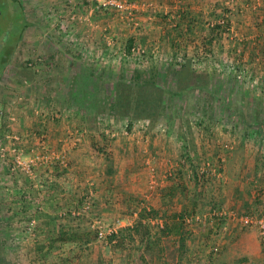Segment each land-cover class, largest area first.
<instances>
[{
    "label": "crops",
    "instance_id": "crops-1",
    "mask_svg": "<svg viewBox=\"0 0 264 264\" xmlns=\"http://www.w3.org/2000/svg\"><path fill=\"white\" fill-rule=\"evenodd\" d=\"M38 1L45 4L44 13L55 23L53 31L44 34L51 38V33L57 34L58 41L65 37L70 51L80 54L87 66L100 67L99 72L109 70L115 75L123 66L126 69L121 53L133 40L153 61L160 60L163 52L185 57L202 49L215 56L231 53V59L263 79L264 0H118L126 3L129 10L125 11L103 6L106 0ZM223 17L227 31L219 23ZM61 45L66 44L60 41L52 47L61 53L55 57V66L68 59ZM204 77L199 75L200 87L208 83ZM187 79L174 81L183 85ZM96 83L101 85L102 80ZM33 91L29 85L9 102L6 120L21 138L23 153L43 159V163L32 180L18 179L23 184L14 182L4 191L15 195L10 208L20 219L15 222L18 227L28 223L25 217L34 216L41 235L34 244L24 241L7 264H113L115 258L116 264H125L123 260L130 255L144 253L142 240L146 239L153 253L149 264H264L257 230L242 219L259 209L254 204L258 194L253 188L255 176L264 184V168L242 139L228 132L230 149H223L216 143L220 135L221 139L228 135L208 128L197 142L190 126L187 132L181 126L171 134V123L161 117L165 124L160 129V118L146 132L135 125L129 131L125 125L126 135L108 149L99 119L108 116L127 123L117 110L98 113L97 107L91 118L81 109L56 100L53 104L57 109L49 112L47 105H33ZM14 119L15 123L11 122ZM178 133L184 138L189 135L194 152L214 165L215 172L202 184L185 165L178 178L167 176L182 152L176 142ZM100 148L105 153L98 151ZM60 156L66 159L65 167L58 163ZM88 191L93 193L88 215L77 218L63 213L78 207ZM143 209L150 212L146 218L138 216ZM221 211L225 214L217 215ZM152 218L164 222L165 232L156 229ZM94 220L123 229L139 226L140 234L135 233L132 241L125 238L122 245H111L96 239ZM144 224L149 232L140 238Z\"/></svg>",
    "mask_w": 264,
    "mask_h": 264
},
{
    "label": "rangeland",
    "instance_id": "rangeland-1",
    "mask_svg": "<svg viewBox=\"0 0 264 264\" xmlns=\"http://www.w3.org/2000/svg\"><path fill=\"white\" fill-rule=\"evenodd\" d=\"M18 2L19 4H17L16 1L12 4L10 10L11 12H7L3 8V14H7L8 19L7 21L5 19V22L3 21V23L0 25L1 28L6 27V23L11 20L9 28L10 36L13 38H16L22 30L21 39L16 45L15 50L5 62L0 63V141L4 140L3 138L7 133L10 131H15L11 128L12 123H7L6 115L10 111L9 102L14 101L15 97L21 94L25 87L31 85L32 90H34L33 92H36L34 96L35 104H33L35 107H43L47 105L45 102L49 100L46 108L51 110L54 108L53 103H55L56 100L63 101L67 104L65 99H67L68 95L70 96L71 93L76 92L80 95L83 94L86 96V98L90 97L92 94L90 82L92 78L88 77V72L86 70L87 66L84 65L83 67L80 65L82 62H75L74 67H70V69L65 70L67 74L65 78L66 82L60 78L59 72L61 70L59 71L58 67L53 63L55 60L57 62L55 57L61 55V53L53 51L52 47H54L56 42L61 41L63 46L66 44L64 47L69 49V43L65 37H61V39L58 41L55 37V35L59 37L57 34L54 35V33H51L52 38L50 35L48 36L44 34L45 32H52L55 24L48 13H44V10L46 11V9H44L46 8L44 7L45 4L39 2L38 0H18ZM64 47L61 45V48L65 51ZM144 51L146 52L147 50ZM163 54L164 52L162 53V58L164 56L170 58V56ZM181 54L182 53H180L179 56L184 58L183 62H188L190 64L193 75H200L201 77L206 76L204 78L208 80V83L204 85L205 87L202 85L201 91H199L197 86H200L198 85L200 80L196 81V76H190L192 85L188 87L190 92L189 97L187 98L186 96H182L178 99L176 96L175 98L167 96L165 99V104L169 107L170 112H168L169 114L166 113L163 119L170 118L172 131H176L181 126H183L184 130H186L189 129L187 126H190L194 135L193 139L196 138L197 142L199 139H202V133H205L204 131H206L208 128H212L213 130L217 128L216 132L219 134L223 130L221 134L228 135L227 138L224 136L221 139L222 135H220L218 142L216 143L221 144V147L223 145V149H230L229 139L231 137L229 136L228 132H232L233 136H236L237 140L242 139L243 143H246L245 148L249 149L253 154H255L258 161L262 165L261 169L264 168V67L262 68L263 79H261L262 77L260 74L258 75L254 73V76L251 73V69H248L246 66H244L247 69L246 77L244 79H239L237 77V73L234 74L232 72H227L230 62L232 64L236 62L235 58L231 59V56L233 58L231 53L229 54L227 52H223L220 54L221 56H215L213 52L211 53V51H204L202 49L197 53L190 52L188 55H186V57ZM64 55L66 54L64 53ZM66 56L69 55L67 54ZM162 58H160L158 61H155V63H159ZM39 59L41 60L42 64L40 63ZM63 60L64 64L67 66L68 62H65L67 60ZM83 61L86 62L85 60ZM3 64L5 65L2 66ZM148 65L149 64H147V66ZM89 66L97 69L96 66ZM99 68L100 67H98L96 72L101 73V70L99 72ZM107 71L103 70L102 72L105 73ZM175 76V71L168 72L167 88L171 90V92H175L180 89L179 87H182V85L175 83L173 80ZM58 83H60V85H58ZM39 86L43 91H41V88L38 89ZM110 89L111 87L109 84L97 85L96 83L95 90H93L94 98L96 99L101 96V99H99L100 101H98L100 106L98 113L103 112L106 108H108V105L106 107L103 102L107 99L105 95L106 91L109 92ZM37 90H39L38 93ZM211 91L214 92L213 95ZM40 101H42V103ZM86 102H88V100ZM108 102L106 103L108 104ZM186 102L189 103V106L186 105ZM90 103L91 101L88 102L87 105L89 106ZM71 107H78L77 103L74 102ZM100 108H102V111ZM90 110L91 108L89 107L88 112ZM201 115H205V121H203L210 124L207 129L206 127L197 125V122L202 119ZM210 116H212L211 119L209 118ZM106 117L107 119H104L103 116L104 120L100 118L99 123L105 128L106 132L104 133V140L107 141L106 147L109 149L112 147V142L114 143L116 140H120L126 135L124 132L126 130H124V128L127 123L126 120L124 121L120 118H118L116 121L115 119L111 120L108 116ZM91 118H93V116ZM11 122L15 123V119ZM142 123L144 124L142 121H140V123H136L135 128L139 129L140 124ZM158 123L159 124H157V128L160 129L162 127L161 124H165V121H162L160 118ZM141 129L142 128H140V130ZM234 129H236V132H234ZM147 130L148 129H146L145 132ZM174 131L170 133L173 134ZM185 132H187V130ZM188 136L189 135H187V138L185 137V141L180 139L178 140V138L176 139V142L180 148L182 143L185 144L189 141ZM20 139L18 144H20ZM6 143V154L4 151H1L4 154V157H0V159H3V161L0 160V162L4 163L3 167L0 166V178H2L0 179V240L2 241L0 243V264H7V261H9L8 258H10L13 251H20L26 243L28 245L29 243L34 244L36 241H39L38 239L41 235L40 231L37 229L38 227L36 226V218L34 216V226H30V220L32 218L30 216L25 217L27 218L26 220H28V223L22 227H18V223H15L16 221H20L19 218L14 217L17 215L15 212H12L11 209L13 207V199L15 195L9 194L7 190L4 191V188H10V185L14 182L18 185L20 183L23 184V181L21 180L18 182V179H23L24 176L18 173L16 177H11L9 175V170L7 172V164H9L12 159L10 154V143H12V141L9 140ZM189 149H191L190 146ZM191 152L195 153L197 157H201L199 161L202 158H206L204 155H200L198 152L197 154L196 152ZM24 156H26V154H24ZM186 163L188 164L189 162ZM193 164H197V161L194 160ZM199 164H201V161ZM187 166L189 167V170L187 169V171H190V169H192L191 165L188 164ZM173 168L175 169L176 166L170 168L169 171H173ZM150 172L152 174V172L154 173V170L150 168ZM28 180L32 179L30 178ZM253 189H255L256 192L254 193L257 195L262 189H264V184H261L257 180ZM16 197L19 198L20 196L16 195ZM262 205L263 203L260 202L259 207H257L259 209H257L258 211L255 213H258L262 209ZM34 213L35 211L33 214ZM60 213L62 214V211H60ZM28 227L32 228L31 233L28 235L22 234L24 229L27 230ZM156 229L158 230L160 228L156 227ZM16 230L19 232L16 233ZM24 241L26 243H24ZM127 260L125 259L123 262L125 264L129 262L128 264H130L129 260L133 261L131 258ZM101 263L102 261H100V264ZM116 263L117 261L115 258V260H113V264ZM106 264H111V262Z\"/></svg>",
    "mask_w": 264,
    "mask_h": 264
},
{
    "label": "trees",
    "instance_id": "trees-1",
    "mask_svg": "<svg viewBox=\"0 0 264 264\" xmlns=\"http://www.w3.org/2000/svg\"><path fill=\"white\" fill-rule=\"evenodd\" d=\"M133 43L134 42L132 40L128 42V44H126L125 51L129 55H131L130 48L133 46ZM63 53H65L66 55L67 54L69 55L66 57L68 58L67 66L65 64L60 65L61 63L57 65L59 71L61 70L59 72L60 78H62L63 80H65L67 76L65 70L70 69V67L71 68L74 67L75 62H80V63L82 62L80 65H82L83 67L84 65L87 66L85 62L82 60L80 54H78L77 52L74 53L70 51L69 49L65 48V51L63 50ZM179 54L180 53L173 54V56H170V58L164 56L163 59L159 62V64L155 63V61L152 60L153 57L151 56H147L148 59L146 60V64H144L142 60L136 63L135 59H132L131 57L129 59L121 58L122 63L126 64V69L123 66L119 71L116 72L115 75H113L111 72L98 73L96 72L97 69L87 66L86 70L88 72V77L92 78L90 81L91 89H92L91 96L86 98V96H84L83 94L80 95L79 93L74 92V93H71L70 96L68 95L65 101L67 102V105L69 106H72L74 102L77 103L78 107H75V108L81 109L83 112L87 113V115L88 114L90 116L92 114L95 115L96 108L100 106L97 101V98L96 99L94 98L93 90H95L96 80L101 79L102 84H106L107 82H109V85L111 87L109 92L106 91V94H105L107 97L106 101L103 100L104 101L103 104H105L106 107L108 105V108H106L104 111H116L117 110V113L120 116H124L127 119L126 128L129 131L134 125H136V123H140V121L144 122V124L143 123L140 124L139 129L140 128H142V130L149 129L151 126V123H153L154 121H157L158 118L164 117L166 113L170 112L169 107L166 106L165 104V99L167 98V96L168 97L170 96L173 98H175L176 96V98L179 99L182 96H186L188 98L190 95V92L188 90V87L192 85L190 81V76H196V75H193V72L190 68V64L188 62L187 63L183 62L184 58H183V61H179V62L175 61V59L179 57ZM146 55L148 54L146 53ZM40 63H41V60H40ZM147 64L149 65L147 66ZM127 67H129L130 69H128ZM169 71L176 72V76L174 77V79L178 78V79L184 80L188 78L187 81L183 82L184 85H182V87H179L180 89H178L175 92H171V90L167 88L168 87L167 86V83H168L167 76H168ZM195 78H196V81L199 80L198 75ZM197 89L201 91L200 86H197ZM211 93L212 95L214 94V92L212 91ZM87 100L88 102L91 101L89 106L87 105L88 103L86 102ZM48 102H47V105H48ZM106 102H108V104ZM186 105L189 106V103H187ZM55 107L56 106L54 105V108L52 110L57 109ZM89 107L91 108V110L88 112ZM50 110L51 109H48L49 112H51ZM173 114H174V110H173ZM204 116L205 115H201L202 119L199 120V122H197V125L206 127L207 129L210 124H208V122H204L205 121ZM211 117L212 116H210L209 118L211 119ZM168 122H170V118H168ZM178 134H179V136L177 137L178 140L179 139L182 141L185 140V138L181 137L183 136L181 133H178ZM2 136H3V133H2ZM188 143L191 149H189ZM181 148H182V152H181L178 164L176 165V168L173 171H169L172 173L170 175L168 174V178L169 177L178 178L180 173L184 172L183 169L185 166H186V171L187 169L189 170V167L187 165L190 164L192 167V169H190L191 174L192 176H195V178L197 179L196 168L198 167L200 161H205L207 158H204V159L202 158L199 161V157H197L195 153L191 152V151L194 152V150H193V147L190 145V142H187L185 144L182 143ZM98 151L100 152L102 151L103 153H105L106 150L104 148H100ZM194 160L197 161V164H193ZM185 161L189 163L187 164ZM257 167L258 169L260 168L259 165H257ZM255 173L257 174L256 171ZM256 177L257 176H255V180L257 181ZM260 202H261L260 198L257 197L255 204L259 206ZM149 215H150V212L148 210L145 211V209L140 210L138 213V216H140V218H144V217L146 218ZM141 227H142L141 231L143 232L142 235L144 236L140 235V238H146L149 232V227L148 225H145V224L144 226L141 225ZM122 229L123 228H121L117 234L109 237V241L112 238L116 239L115 243L111 245H116V246L122 245V241H124L125 238L132 241L134 240L133 235L135 233L140 234L139 226L130 227V228L128 227V228H124L123 230ZM158 231L163 233L165 231V226H163V228L161 229H158ZM143 242H144V246H143L144 253L138 252L137 254L134 253L130 255V258L133 259V262L135 264H148L149 261L152 260L153 253L151 252V248H150L152 245L149 241H147V239L145 241L142 240V244Z\"/></svg>",
    "mask_w": 264,
    "mask_h": 264
},
{
    "label": "built area",
    "instance_id": "built-area-1",
    "mask_svg": "<svg viewBox=\"0 0 264 264\" xmlns=\"http://www.w3.org/2000/svg\"><path fill=\"white\" fill-rule=\"evenodd\" d=\"M67 1H71V0H67ZM105 7H113L119 10H129L126 3L118 1V0H106L103 2L102 4ZM220 24H222V29L224 28L225 31L228 30V27L226 25L227 21L225 19V17H223L222 20L219 21ZM130 52L131 55H129L125 50L121 53V58H125V59H129L130 57L132 59H135L136 63L139 61H143L144 64H146V60L147 55L146 52L140 47V45L134 43L133 46L130 48ZM40 60V59H39ZM175 61L179 62V61H183L182 57H178L175 59ZM135 63V64H136ZM237 63V64H236ZM134 64V65H135ZM229 64V63H228ZM227 72L230 73H237V77L239 79L241 78H245L247 75V69L244 67V65L242 63L239 62H235V63H231L230 65H228L227 68ZM250 76V75H248ZM252 79V78H250ZM4 140L0 141V152L4 151V153L6 154L5 150L7 148V143L9 140L12 141V143H10V154H11V162L9 164H7V172L9 170V175L11 177H16L17 174L19 173L20 175H23L24 178H34L35 174H36V170H37V166H39L41 163H43V159L42 160H38L35 159L34 157H30V156H24L22 149L19 148V135L14 131H10L9 133H7L4 138ZM41 141V140H40ZM6 147V148H5ZM0 157H4L3 152L0 153ZM42 157V156H41ZM45 159V158H44ZM3 161V159H0ZM59 160V161H58ZM58 163L60 166L65 167L67 165L66 159L64 158V156H60V158L58 157ZM54 162V161H53ZM52 162V163H53ZM0 166L3 167L4 163L0 162ZM214 165L211 163L210 160H205V161H201V164L198 165V167L196 168L197 171V180L200 184L204 183L207 178L214 173ZM217 172V171H216ZM172 172H169L168 174L170 175ZM92 191H88V193L84 196L81 204L78 207H75L71 210H65L63 213H67L69 212V214H71L73 217H82V216H86L88 215L91 206H92ZM257 197L260 198L261 202L263 203V208L260 212L258 213H248L244 216H242V219L246 222V224L251 225L253 228H255L257 230L260 242L262 243L263 246V252H264V189H262ZM62 213V214H63ZM137 213V212H136ZM225 213H223V211L219 212L217 215L222 216ZM211 216L213 217L214 214L211 213ZM154 221V224L156 227L158 228H163V222L162 221H158L157 218H152V222ZM35 219L34 217L31 218L30 220V226H34L35 224ZM123 226H119V225H111V224H104L102 223V221L100 220H94V223H92V229L95 233V237L97 240L99 241H106L109 244H114L115 243V238H112L109 241V237L113 236L115 234L118 233V231L120 230V228ZM31 227H28L27 230L24 229V232H22V234L28 235L31 233ZM214 251L217 250L216 247L213 248Z\"/></svg>",
    "mask_w": 264,
    "mask_h": 264
},
{
    "label": "flooded vegetation",
    "instance_id": "flooded-vegetation-1",
    "mask_svg": "<svg viewBox=\"0 0 264 264\" xmlns=\"http://www.w3.org/2000/svg\"><path fill=\"white\" fill-rule=\"evenodd\" d=\"M15 1L17 2V4H19L18 0H0V25L3 23V21L5 22V19L6 21L8 19L7 14H5L6 16L3 14V8L7 12L10 11L12 4ZM6 24H7L6 27H2V28L0 27V63L5 62L10 57L12 52L15 50L16 45L19 43L22 33L21 30L20 34L16 38H13L12 36H10V28H9V24H11V20H9ZM4 65L5 64H3L2 66Z\"/></svg>",
    "mask_w": 264,
    "mask_h": 264
}]
</instances>
